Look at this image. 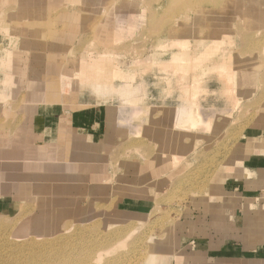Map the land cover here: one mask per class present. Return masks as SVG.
Here are the masks:
<instances>
[{
  "label": "rangeland",
  "instance_id": "1",
  "mask_svg": "<svg viewBox=\"0 0 264 264\" xmlns=\"http://www.w3.org/2000/svg\"><path fill=\"white\" fill-rule=\"evenodd\" d=\"M28 2L41 10L19 11L23 2L0 0V172L6 187L0 191V264H91L92 253L115 248L132 231L125 248H115L102 264L116 258L113 264H189L185 246L195 235V217L199 224L208 222L222 205L219 187L233 171L223 167L237 166V150L245 142L252 146L261 141L244 135L261 134L264 142L262 60L256 56L264 49V22H245L242 13L257 17L264 0ZM19 39L32 44L23 47ZM38 57L41 62L67 61L68 66L91 58L97 65L90 71L100 72L96 81L101 86H110L113 77L118 85L133 77L135 105L125 106L100 148L73 142L62 151L85 154L57 162L43 156L50 152L40 147L36 155L25 154L36 141L29 128L32 112L54 102L49 87L56 80L68 100L83 94L122 106L115 93L93 94L90 80L83 83L78 71L66 70L56 79L51 74L40 80L30 76ZM226 62L236 75L237 106L227 91L232 85L224 84L225 74L218 69ZM75 74L77 89H64L63 81ZM187 97L210 118L208 128L184 132L173 127L174 112ZM172 155H178L177 162ZM124 198L149 200L152 211L117 215L118 201ZM62 225L67 233H58ZM50 247H68L74 254L57 262Z\"/></svg>",
  "mask_w": 264,
  "mask_h": 264
},
{
  "label": "crops",
  "instance_id": "2",
  "mask_svg": "<svg viewBox=\"0 0 264 264\" xmlns=\"http://www.w3.org/2000/svg\"><path fill=\"white\" fill-rule=\"evenodd\" d=\"M15 1L23 2L22 8H16L19 11L41 10L33 2ZM21 21L24 22V20ZM29 21L32 24L39 23L37 20ZM30 33L31 36L35 35L33 32ZM18 41L24 43H22L23 47L32 44L22 39ZM58 50H61V47ZM38 58L33 70L29 71L30 76L37 80L48 78L50 74L59 78V75L67 70L82 73L84 79L82 82L86 83L85 79H90L88 75L96 73L90 71V68L97 65L91 58L70 63L71 66H68L67 61L60 64L58 61L56 63L41 62L42 59ZM90 64L93 67H90ZM48 68H52L53 71H48ZM96 74L101 77L100 72ZM49 90L55 92L54 102L49 105L35 106L29 128H32L31 136L36 141L33 142L31 149H25V154L36 155L40 147L39 149L43 148L44 151L50 152L44 153L43 156L53 157L56 162L62 161L68 155H84V151L68 153V151L63 152L62 148L70 149L73 142L78 147L87 144L90 147L100 148L103 139H108V132L119 123L121 118L119 108L114 104H101L99 99L84 98L83 94L80 96L77 94L76 100L66 98L65 102H62L59 96L62 89L59 90L57 80L55 84L50 85ZM248 135L247 138L246 135L243 137L250 141L255 139L261 141L258 145L252 146L245 142L243 147L237 150V156L239 155L235 162L237 166L223 167L225 171H233L223 179L219 187V197L223 199L222 205L216 213L212 214L208 222L199 224L195 217L193 221L195 235L193 238H187L189 242L185 246L189 252L184 258L191 260L189 264H264V142L261 134L248 133ZM247 149L248 155L245 154ZM3 155L1 152L0 160L3 159ZM172 156L178 157V155ZM82 160L81 158L80 161ZM152 205L149 200L124 198L118 201L115 213L117 215H149ZM182 258L183 256H179L178 259Z\"/></svg>",
  "mask_w": 264,
  "mask_h": 264
},
{
  "label": "bare ground",
  "instance_id": "3",
  "mask_svg": "<svg viewBox=\"0 0 264 264\" xmlns=\"http://www.w3.org/2000/svg\"><path fill=\"white\" fill-rule=\"evenodd\" d=\"M248 5V4H247ZM244 9H246V8H244ZM242 13L243 14H245V17H244V21L246 22H254V20L256 21V22H264V11H262L261 13H259L258 15H257V17H251V14H250V12L249 11H247V12H245V11H243L242 10ZM263 25V24H262ZM239 28V27H238ZM243 29H244V27H242ZM262 31V30H261ZM249 31H246V33L247 34H249L248 33ZM254 31H251V33H253ZM263 34V33H262ZM261 34V35H262ZM255 34H253L252 36H251V38L252 39H254V36ZM260 34H259V36H261ZM247 36H249V35H247ZM244 37H246L245 35H244ZM242 38V37H241ZM249 39H250V37H248ZM261 38V37H260ZM264 38V37H263ZM255 39H257V38H255ZM255 39H254V42H256L255 41ZM262 39V38H261ZM242 40V39H241ZM258 40H260V39H257V43H258ZM240 41V40H239ZM249 41V40H248ZM251 41V40H250ZM262 41H263V39H262ZM262 41H259L260 43L262 42ZM243 42V41H242ZM253 42V43H254ZM249 43V42H248ZM244 44V43H243ZM242 44V45H243ZM254 44H256V43H254ZM264 44V43H263ZM121 46V45H120ZM249 46V45H248ZM253 46V45H252ZM257 45H255V47H256ZM264 46V45H263ZM122 47V46H121ZM125 47V46H124ZM262 47V46H261ZM251 48V47H250ZM117 49H119V47H117ZM261 49H263V47L261 48ZM261 49H259L260 51H261ZM114 50V49H113ZM116 50V49H115ZM120 50V49H119ZM122 50H124V49H122ZM247 50L249 51V49L247 48ZM253 50V49H252ZM251 50V51H252ZM256 50H257V48H256ZM259 50H257V51H259ZM250 51V52H251ZM114 52V51H113ZM116 52H117V50H116ZM121 52V51H120ZM250 52H248L250 55H251V53ZM127 54V53H126ZM249 56V55H248ZM256 56L259 58V60H262V71H261V73H260V79H261V81H263V83H264V49L261 51V52H257V54H256ZM254 59V58H253ZM252 59V60H253ZM177 62V60H175V63ZM172 64H173V66L175 67V65L177 66V63L176 64H174L173 62H172ZM91 67H93V66H91ZM254 68V67H253ZM91 69V68H90ZM218 69L219 70H221V72H223V74H225V76L224 75H222V78H224V80H223V82H224V84H226V85H232L231 86V89H229V87H228V89H227V91H228V94H229V98H230V102L234 105V106H237V105H239V101H240V99H238L236 96H235V83L233 84V79H234V77H236V75H235V72H232L231 71V67H230V65H229V63L228 62H226V63H221V64H219L218 65ZM228 69H230V73L228 74L227 73V70ZM75 73V72H74ZM78 73V72H77ZM93 75H96V78H95V76H93ZM91 74V75H88L89 76V78L90 79H86V81H88V80H90V84H89V88H90V91L93 93V94H95V93H97V92H101L102 90L103 91H105V93L106 94H108V95H110V94H113V93H115L121 100H122V106H120L119 107V114L121 115V114H123L124 113V109H127V108H125V106H128V107H133L135 104H134V101L136 100L135 98H136V96H137V94H138V91H137V89H136V87H134V86H132V84H133V77H130L129 76V78H131L130 80V82H124V85H118L117 83H116V80H114V82H113V79L115 78V77H113L112 78V82H111V85L110 86H101V85H99L98 84V82L96 81V79L97 78H101V77H99V75H97L96 73H94V74ZM101 76V75H100ZM66 78V77H65ZM235 80V79H234ZM63 82H65V84H64V87L66 86V88H64V89H67V90H69V91H75L76 89H77V82H78V79H77V76H76V74H75V76L74 77H72V78H69V77H67L66 79H65V81H63ZM62 84V83H61ZM63 85V84H62ZM70 88L72 89V90H70ZM66 91V90H65ZM63 89H62V91H60L59 92V96H60V98H61V100H66V98H67V92H65ZM187 91H188V89H187ZM189 93H191V92H189ZM123 119V118H122ZM119 122V121H118ZM209 122H210V118L203 112V110H201L200 109V107L197 105V106H195V99L193 98L192 100L190 99V98H186V99H184L182 102H180L179 104H178V106H177V108H176V110H175V112H174V116H173V127L177 130H183L184 132L185 131H190V132H195V131H197V130H199V129H204V128H208V126H209ZM122 123V122H121ZM55 151V150H54ZM55 156V155H54ZM172 160L174 161V163L175 162H177V157L176 156H173L172 157ZM236 162V161H235ZM245 173V172H244ZM246 174H247V172H246ZM108 178V177H107ZM111 179V178H110ZM17 182V181H16ZM99 182V181H98ZM104 182V181H103ZM5 185V183H4V178H3V174L0 172V191H6V187L4 186ZM104 190V189H103ZM50 217V216H49ZM87 218V217H86ZM50 219V218H49ZM113 219V218H112ZM55 220H56V218H55ZM83 221V220H82ZM103 224V223H102ZM109 224V223H108ZM52 225V224H51ZM58 225V224H57ZM50 226V225H49ZM56 227V226H55ZM112 227V226H111ZM42 228V227H41ZM108 228V227H107ZM37 229H38V227H37ZM52 229V228H51ZM39 230V229H38ZM44 230V229H43ZM46 230H48V229H46ZM108 230V229H107ZM110 230V229H109ZM10 231H12V230H10ZM10 231H8V233L10 232ZM69 231V228L68 227H66V226H64V225H62L61 226V228H60V231H58V233H61V232H64V233H67ZM112 231V230H111ZM114 231V230H113ZM132 231V230H131ZM39 232V231H38ZM116 232V231H115ZM133 232V231H132ZM132 232H130V234L128 235H126V238L125 239H121L122 241L120 242V240H119V244L118 245H116L114 242V244L116 245V247L115 248H117V247H124V246H126L125 244L127 243L126 241L132 236ZM7 233V234H8ZM57 233V234H58ZM7 234H6V236H7ZM10 234V233H9ZM40 234V233H39ZM42 234V233H41ZM43 234H45V233H43ZM118 234V233H117ZM116 234V235H117ZM37 235V234H36ZM48 235V234H47ZM119 235H120V233H119ZM10 236V235H9ZM8 236V237H9ZM122 237L124 236L123 234L121 235ZM21 237H23V235H18V236H16V238H21ZM55 237H57V236H55ZM55 237H53L54 239H55ZM112 237V236H111ZM120 237V236H119ZM121 237V238H122ZM109 238V237H108ZM116 237H113L112 238V240L113 239H115ZM118 238V237H117ZM47 240H49V239H47ZM53 240V239H52ZM57 240V239H56ZM59 240V239H58ZM68 240H71L70 238L68 239ZM118 240H117V242H118ZM55 241V240H54ZM109 241H111V240H109ZM53 242V241H52ZM59 242V241H58ZM61 242V241H60ZM54 243V242H53ZM101 243V242H100ZM99 243V244H100ZM107 243V242H106ZM106 243H104V244H106ZM109 243V242H108ZM111 243V242H110ZM110 243H109V246L108 247H110ZM43 244V243H42ZM57 244H59V243H57ZM103 244V245H104ZM112 244V243H111ZM39 245V244H38ZM45 245L46 244H44L43 246L45 247ZM49 244H47V246H48ZM58 245H56V247H57ZM102 245H100V247H101ZM105 247V249L106 248H108V247ZM36 247H38L37 245H36ZM35 247V248H36ZM39 247H41V246H39ZM63 247V246H62ZM74 247V246H73ZM103 247V246H102ZM111 247H113V245L111 246ZM47 248V247H46ZM68 248V247H67ZM67 248L65 249V251H62L61 250V248H54L56 251H55V255L53 256L54 258V260L55 261H65V259H67L68 257H70V258H72V255L74 254H72L71 255V253H70V251H69V253H68V250H67ZM97 248L99 249V246H97ZM115 248H113V249H111V250H104V249H100V250H98V252L97 253H95V251H94V253H95V255H94V257H92V255H93V253H92V255L90 256L91 258H92V261H93V263H91V264H100L103 260H105L106 258H110L109 256L112 254V252H115ZM125 248V247H124ZM124 248H122V249H124ZM43 249H45V248H42V250ZM50 249L51 250H53L54 251V249H52L51 247H50ZM63 249H64V247H63ZM72 249V248H71ZM91 249V248H90ZM96 249V248H95ZM47 250H49L48 248H47ZM75 250V249H74ZM117 250H119V248H117ZM116 250V251H117ZM89 251V250H88ZM92 251V250H91ZM92 251V252H93ZM43 252V251H42ZM49 252V251H48ZM72 252V251H71ZM44 253V252H43ZM86 253H87V250H86ZM87 253V254H88ZM111 253V254H110ZM47 254V253H46ZM86 254V255H87ZM110 254V255H109ZM115 254H117V253H114V255ZM118 254H119V252H118ZM117 254V256H119ZM38 255V254H37ZM41 255H42V253H41ZM43 255H45V253L43 254ZM49 255V254H48ZM114 255H113V258H116V257H114ZM108 256V257H107ZM120 257V256H119ZM124 257V256H123ZM122 257V258H123ZM70 258H68V259H70ZM78 258V257H77ZM90 258V259H91ZM75 259V258H74ZM80 259V258H79ZM117 259V258H116ZM116 259H113L114 261H112V264L113 263H115V260ZM119 259V258H118ZM178 259V258H177ZM81 260V259H80ZM112 260V259H111ZM124 260V259H123ZM122 259H121V261H123ZM179 260V259H178ZM57 261V262H58ZM75 262H77V260H74ZM74 261H73V264H75L74 263ZM118 262V264H119V260H117ZM51 262H54V261H51ZM65 262H67V261H65ZM107 262H109L108 260H107ZM111 262V261H110ZM49 263V262H48ZM59 263V262H58ZM57 263V264H58ZM62 263V262H61ZM64 263V262H63ZM68 263H70V261L68 262ZM77 263H79V262H77ZM76 263V264H77ZM81 263V262H80ZM79 263V264H80ZM47 264V263H46ZM55 264V263H54ZM102 264V263H101ZM104 264V263H103ZM105 264H106V262H105ZM108 264H111V263H108ZM120 264H121V262H120Z\"/></svg>",
  "mask_w": 264,
  "mask_h": 264
}]
</instances>
